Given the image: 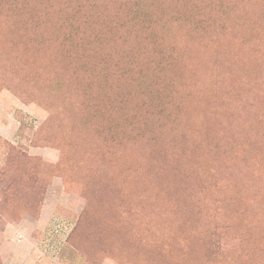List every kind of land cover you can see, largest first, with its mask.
Returning <instances> with one entry per match:
<instances>
[{
  "label": "rangeland",
  "instance_id": "rangeland-1",
  "mask_svg": "<svg viewBox=\"0 0 264 264\" xmlns=\"http://www.w3.org/2000/svg\"><path fill=\"white\" fill-rule=\"evenodd\" d=\"M18 1L0 264H264V0Z\"/></svg>",
  "mask_w": 264,
  "mask_h": 264
},
{
  "label": "trees",
  "instance_id": "trees-1",
  "mask_svg": "<svg viewBox=\"0 0 264 264\" xmlns=\"http://www.w3.org/2000/svg\"><path fill=\"white\" fill-rule=\"evenodd\" d=\"M11 1H12V5L14 6V8H13L14 10L19 11L20 8L24 9L23 7H21L23 4L21 2L19 3L18 0H11ZM4 5L5 4L2 5L0 3L1 13L4 12V9H5ZM141 9H142V7H141ZM135 10H136V12L133 13V15H134L133 20L135 22L134 25H138L139 24L142 27V29L148 30V31L151 30L152 28L153 29L155 28V26H156L155 23H153L151 21H147L146 17H142L141 15L138 14V5H136ZM142 11H143V9H142ZM173 21L177 22V21H179V19H177V18H174L173 20L172 19H168V20L165 21V24L166 25H170ZM140 26H138V27H140ZM151 26H152V28H151ZM208 28H210V27H208ZM203 30H204V28L201 29V31H203ZM216 35L217 34H213L212 36H216ZM101 40H102V36H101ZM171 44L172 45H170L169 48H170V51H172V54L170 56V60L169 61L165 58V62H166V63H164L165 64V67H164L165 70H167V69L169 70L171 68L172 64H173V53H174V51L177 50V53H178V49H177L176 44L175 43L174 44L171 43ZM122 64L123 65L130 64V60L127 63H123L122 62ZM127 72H129V71H127ZM132 76L135 77L136 79H139V77H140L139 75L137 76V74L136 75H132ZM169 81H176V75L171 77L169 79Z\"/></svg>",
  "mask_w": 264,
  "mask_h": 264
}]
</instances>
